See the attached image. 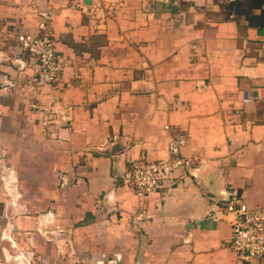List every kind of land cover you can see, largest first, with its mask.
I'll return each instance as SVG.
<instances>
[{
    "label": "crops",
    "instance_id": "0c3cea01",
    "mask_svg": "<svg viewBox=\"0 0 264 264\" xmlns=\"http://www.w3.org/2000/svg\"><path fill=\"white\" fill-rule=\"evenodd\" d=\"M112 1L0 0V146L22 161L0 264H247L208 195L264 205V29L232 0ZM40 25L70 66L35 89L18 37ZM178 132L189 167L137 199L125 168L167 159Z\"/></svg>",
    "mask_w": 264,
    "mask_h": 264
},
{
    "label": "built area",
    "instance_id": "2783aa9c",
    "mask_svg": "<svg viewBox=\"0 0 264 264\" xmlns=\"http://www.w3.org/2000/svg\"><path fill=\"white\" fill-rule=\"evenodd\" d=\"M85 1L70 0L76 7H82ZM88 1L107 13L113 12L117 3L112 0ZM18 41L29 57L32 69L29 84L35 89L56 85L63 70L70 66V59L56 50L47 27L40 26L35 35H21ZM257 100V95H244L241 101L243 105H248ZM186 141V134L174 133L168 143L167 159H141L125 168L122 180L137 199L145 201L153 195H158L160 199L173 187L174 172L187 169L190 165V160L182 155ZM216 215L229 217L226 223L231 229L230 245L240 258L247 264H264V205L249 208L237 196H227L226 200L216 202Z\"/></svg>",
    "mask_w": 264,
    "mask_h": 264
},
{
    "label": "trees",
    "instance_id": "16d2710c",
    "mask_svg": "<svg viewBox=\"0 0 264 264\" xmlns=\"http://www.w3.org/2000/svg\"><path fill=\"white\" fill-rule=\"evenodd\" d=\"M232 6L243 15L249 26L264 29V0H232ZM257 10V15L253 11Z\"/></svg>",
    "mask_w": 264,
    "mask_h": 264
},
{
    "label": "rangeland",
    "instance_id": "374dc122",
    "mask_svg": "<svg viewBox=\"0 0 264 264\" xmlns=\"http://www.w3.org/2000/svg\"><path fill=\"white\" fill-rule=\"evenodd\" d=\"M40 26H43V25H40ZM2 149L6 150L0 146V191H1V188L5 187L9 184L8 182H12V181H13V183L11 184V186L13 188H15V186H16V188H17V186L20 183V179L17 178V176L15 174L16 170H15V168H13V166H14V163L16 165V163L22 162V161H18V160L14 159V157L16 156L15 155L16 153H14V150L9 151V152L4 151L2 153ZM19 160H22V158ZM23 161H25V160H23ZM7 173H8V175H7ZM12 196H15V198H17L16 192L12 193Z\"/></svg>",
    "mask_w": 264,
    "mask_h": 264
},
{
    "label": "water",
    "instance_id": "95a60500",
    "mask_svg": "<svg viewBox=\"0 0 264 264\" xmlns=\"http://www.w3.org/2000/svg\"><path fill=\"white\" fill-rule=\"evenodd\" d=\"M122 175H123V173H122ZM122 175H121V176H122ZM208 196H209L210 198H213V199L218 200V201H224V200L227 199V195H226V194H222V196H220V197H217V196H215L214 194H209Z\"/></svg>",
    "mask_w": 264,
    "mask_h": 264
}]
</instances>
